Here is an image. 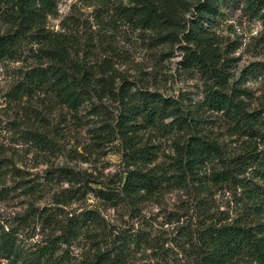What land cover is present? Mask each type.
<instances>
[{
    "label": "rangeland",
    "instance_id": "obj_1",
    "mask_svg": "<svg viewBox=\"0 0 264 264\" xmlns=\"http://www.w3.org/2000/svg\"><path fill=\"white\" fill-rule=\"evenodd\" d=\"M146 1L161 17L157 23L147 25ZM246 6L245 0H59L44 19L45 30L34 32L21 58L0 62V232L20 231V243L28 248L42 244L51 229L39 215L57 207L62 195L79 188L84 194L86 186L114 188L124 180L127 148L118 129L123 106L114 96L121 88L174 100L186 125L173 133L152 127L137 133L140 145L156 153L143 169L168 178L155 196L138 205L141 215L134 206L110 208L91 191L59 205L71 214L96 208L104 218L93 240L69 248L72 264L89 260L104 236L133 224L154 242L171 245L182 243L180 227L196 229L206 214L240 218L249 226L262 221L246 218L235 205L237 196L213 184L212 171L220 168V160L192 173L183 155L191 136L215 144L224 158L247 147L246 138L231 135L225 115L208 106V92L221 88L217 71L185 67L186 54L201 52V60L223 71L225 59H231L230 83L246 92L238 100L250 112L264 108V22ZM5 28L0 20V30ZM51 63L75 74L89 72V101L79 110L46 90L17 93L26 70ZM174 120L169 117L165 124ZM32 133L45 136L51 147L40 148ZM59 174L67 178L48 180ZM181 256L177 264H189ZM140 259L138 255L130 264H143ZM0 264H12L1 251Z\"/></svg>",
    "mask_w": 264,
    "mask_h": 264
},
{
    "label": "trees",
    "instance_id": "obj_2",
    "mask_svg": "<svg viewBox=\"0 0 264 264\" xmlns=\"http://www.w3.org/2000/svg\"><path fill=\"white\" fill-rule=\"evenodd\" d=\"M58 1L0 0V20L6 27L4 31L0 30V62L21 58L34 32L38 34L45 30L44 19L56 9ZM245 4L264 22V0H245ZM144 10L147 25L157 23V19L161 18L150 1L145 2ZM201 55V52L186 54L185 67L199 65L205 73L217 71V81L222 89L208 92V106L225 115L231 135L246 138L247 147L233 156L225 154L224 158L218 146L191 136L183 147V155L187 159L185 168L194 173L193 170L205 167L212 160H220V168L212 171L213 184L237 196L235 205L246 218L258 216L263 220L249 226L240 218L231 221L229 217L224 220L206 214L196 229L180 227L178 235L184 237L182 243L173 242L171 245L154 242L145 230L135 228L133 224L104 236L101 248L81 264H130L138 255L142 256L140 261H144L143 264H177L180 255L189 264H264V108L250 112L238 100L246 92L238 89L235 82L230 83L232 76L227 68L232 67L231 59H225L223 71L214 67L212 62L208 64L201 60ZM88 80L89 72L86 70L75 74L61 64L51 63L26 70L16 88L17 93L22 95L49 91L71 110H79L89 101L91 86ZM114 96L123 106L118 129L125 134L123 141L127 148L124 180H119L120 184L114 188L104 186L92 189L86 186L84 194L79 188L62 195L57 207L45 209L49 213L39 215L40 221L51 229V235L42 244L36 243L28 248L20 243V231L0 232V251L12 264H72L69 248L82 240H93L97 236L96 229L103 228L104 218L99 209L86 208L71 214L59 205L69 204L91 191L96 199L110 208L134 206L141 215L138 205L155 196L164 185V180L168 179L155 170L143 169L145 164L153 161L156 153L153 147L140 145L137 133L142 127H152L162 133H173L184 127L187 119L180 113V108L174 107V100L147 90L131 94L128 89L121 88L118 94L114 92ZM169 117H175L174 122L165 124V119ZM31 140L45 150L51 147V142L42 134L32 133ZM178 176H185V173ZM57 177L50 176L48 180L53 182L61 177L67 178L60 174ZM176 247L179 252H176Z\"/></svg>",
    "mask_w": 264,
    "mask_h": 264
}]
</instances>
